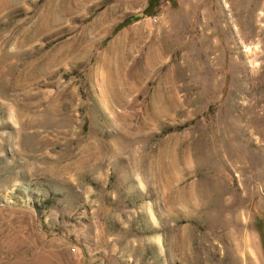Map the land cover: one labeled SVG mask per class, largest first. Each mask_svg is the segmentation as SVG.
I'll use <instances>...</instances> for the list:
<instances>
[{
	"label": "rangeland",
	"instance_id": "1",
	"mask_svg": "<svg viewBox=\"0 0 264 264\" xmlns=\"http://www.w3.org/2000/svg\"><path fill=\"white\" fill-rule=\"evenodd\" d=\"M151 1L0 0V264H264V0Z\"/></svg>",
	"mask_w": 264,
	"mask_h": 264
},
{
	"label": "trees",
	"instance_id": "2",
	"mask_svg": "<svg viewBox=\"0 0 264 264\" xmlns=\"http://www.w3.org/2000/svg\"><path fill=\"white\" fill-rule=\"evenodd\" d=\"M162 0H152L151 1V4H156L157 6H159V4H160V2H161ZM150 9H151V6H149V8L145 11V16H151L152 14L149 12L150 11ZM140 18V17H139ZM138 17H136L135 19H139ZM128 20H126L125 21V23L127 22ZM124 23V24H125ZM121 26H119L118 28H120Z\"/></svg>",
	"mask_w": 264,
	"mask_h": 264
},
{
	"label": "bare ground",
	"instance_id": "3",
	"mask_svg": "<svg viewBox=\"0 0 264 264\" xmlns=\"http://www.w3.org/2000/svg\"><path fill=\"white\" fill-rule=\"evenodd\" d=\"M98 22V21H97ZM142 36V35H141ZM141 39V38H140ZM128 43V42H127ZM112 49L111 50H115L116 52V54L117 53H120L121 52V50H123V46L122 45H118V43H117V45H114V46H112L111 47ZM125 49V48H124ZM105 66V65H104ZM106 69V68H105Z\"/></svg>",
	"mask_w": 264,
	"mask_h": 264
}]
</instances>
